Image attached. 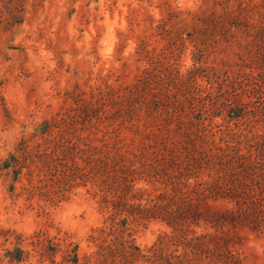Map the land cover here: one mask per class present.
Wrapping results in <instances>:
<instances>
[{"label": "rangeland", "instance_id": "374dc122", "mask_svg": "<svg viewBox=\"0 0 264 264\" xmlns=\"http://www.w3.org/2000/svg\"><path fill=\"white\" fill-rule=\"evenodd\" d=\"M166 93L176 111L158 104ZM226 99L255 112L246 134L264 133V0H0V264H101L94 238L118 188L106 162L159 133L219 140L237 126ZM145 190V204L144 179L128 199ZM127 228L145 251L174 233L158 218ZM236 232L241 264H264V235Z\"/></svg>", "mask_w": 264, "mask_h": 264}, {"label": "trees", "instance_id": "16d2710c", "mask_svg": "<svg viewBox=\"0 0 264 264\" xmlns=\"http://www.w3.org/2000/svg\"><path fill=\"white\" fill-rule=\"evenodd\" d=\"M195 56L200 60L202 54L197 51ZM198 70L179 77L189 82ZM232 83L236 91L238 84ZM206 92L196 91L201 99L208 97L210 93ZM164 96L158 104L176 111V104L171 103L175 97L168 93ZM227 103L228 99L223 107L237 126L232 128L228 120V125L220 129L219 140L205 130L172 141L169 135L162 137L159 133L156 142L147 144L140 155H117L106 162L108 178L118 188L114 190L117 194L109 231L101 229L94 238L99 243L101 264H137L141 260L152 264H241L235 251L236 230L248 228L264 235V133L246 134L238 123L255 112L246 109L242 101L237 105ZM261 112L264 116V105ZM53 156L47 155L46 167L56 164ZM63 167L71 168L68 164ZM141 179L154 186L145 204L134 200H141L146 190L136 192L131 199L127 194ZM151 218L162 219L174 233L145 251L125 237V231L129 223L140 224ZM202 223L214 232L197 234L193 226ZM180 247L183 253H179ZM117 257L121 258L118 263ZM74 263H78L77 255Z\"/></svg>", "mask_w": 264, "mask_h": 264}, {"label": "clouds", "instance_id": "9594fccd", "mask_svg": "<svg viewBox=\"0 0 264 264\" xmlns=\"http://www.w3.org/2000/svg\"><path fill=\"white\" fill-rule=\"evenodd\" d=\"M179 2H180L181 4H184V3L186 2V0H179Z\"/></svg>", "mask_w": 264, "mask_h": 264}]
</instances>
